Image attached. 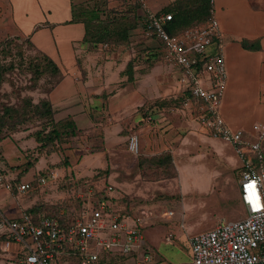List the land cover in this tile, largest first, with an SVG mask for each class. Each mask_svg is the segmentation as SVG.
Instances as JSON below:
<instances>
[{"label": "rangeland", "instance_id": "rangeland-1", "mask_svg": "<svg viewBox=\"0 0 264 264\" xmlns=\"http://www.w3.org/2000/svg\"><path fill=\"white\" fill-rule=\"evenodd\" d=\"M79 5L91 17L92 31L101 33L106 26L112 32L104 43L86 44L90 58L78 60L82 74H89L91 66L95 75L103 73L107 89L88 98L92 126L77 128L76 136L63 135L60 143H53L56 150L51 154L46 153L48 148L40 150L37 138L45 139L54 127L63 130L74 119L55 113L50 122L37 115L34 106L50 100L63 75H56L27 40L9 37L0 41V138L12 135L7 139V164L0 157V166L4 170L6 164L17 180L49 178L23 194L14 188L11 193L16 199L10 203L18 207L36 196L35 203L40 205L87 202L112 185L106 193L126 196L121 206L133 207L142 218L138 224L146 240L155 243L152 264H189L191 235L248 216L240 193V156L230 143L212 136L183 113L176 71L166 61L162 43L144 32L138 5L129 0H83ZM85 63L87 73L82 68ZM139 94H145V99L137 101ZM80 100L86 102L87 97ZM88 120L78 122L83 126ZM132 133L140 138L138 153L129 150ZM246 137L258 140L257 135ZM167 154L172 155L174 166L157 161ZM250 154L259 169L260 161ZM65 156L66 165L53 167L65 162ZM51 171L56 172L55 178ZM8 194L9 190L0 191V197L8 199ZM137 261L134 257L108 264Z\"/></svg>", "mask_w": 264, "mask_h": 264}, {"label": "built area", "instance_id": "built-area-1", "mask_svg": "<svg viewBox=\"0 0 264 264\" xmlns=\"http://www.w3.org/2000/svg\"><path fill=\"white\" fill-rule=\"evenodd\" d=\"M146 10L145 32L161 41L165 58L181 72L179 81L185 91L182 105L193 112L201 127L212 136L230 143L242 162L241 200L248 212L243 219L220 222L215 228L189 238L192 264H264V123H255L257 141L248 140L245 132L234 129L224 118L221 105L227 87L228 71L224 34L216 15V0H210V16L205 23L190 27L177 35L165 28L172 14L149 9V0H136ZM129 150L138 153L140 138L129 137ZM247 152L249 154H247ZM260 161L256 168L252 154ZM56 172L51 171L55 178ZM14 171L0 172V189L28 192L29 181L16 183ZM48 176L37 179L39 185ZM113 189L112 185L107 191ZM106 193L88 197L81 214L67 227L55 216L35 221L26 211L16 218L0 209V264H96L108 254L136 255L141 264L154 262L145 250L146 236L136 216L129 222L116 210ZM173 236L170 235L168 240ZM135 257V256H134Z\"/></svg>", "mask_w": 264, "mask_h": 264}, {"label": "crops", "instance_id": "crops-1", "mask_svg": "<svg viewBox=\"0 0 264 264\" xmlns=\"http://www.w3.org/2000/svg\"><path fill=\"white\" fill-rule=\"evenodd\" d=\"M82 1L0 0V41L9 37L23 38L30 42L36 51L46 53L57 63L63 78L50 93V100L56 116L60 114L62 118L72 117L79 130L93 124L88 98L100 96L107 89L103 73L95 75L91 66L89 74H82L78 65V58L84 57L85 62L91 55L84 43L87 34L86 19L89 15L85 9L78 8ZM175 1L149 0L148 7L153 12L165 13L164 10ZM129 3L139 4L145 32L146 9L136 0H129ZM216 15L224 34L228 71L221 111L232 128L243 130L245 136H256L254 124L264 123V0H216ZM170 64L176 71L177 90L184 95L185 91L179 81L181 72ZM85 65L86 63L82 68L87 73L88 68ZM81 96H86L87 101L82 102ZM144 99L145 94H139L137 101ZM181 107L184 114L196 119L199 124L195 112L186 109L182 103ZM82 118L89 119V123L80 126L78 120ZM7 139L12 137L0 141L1 155L5 163L8 151L6 146H9ZM16 146L21 149L20 144L16 143ZM6 164H2L4 169H7ZM16 164L18 163L8 165ZM10 195H7L8 199L1 195L0 208L11 218L20 217L38 198L36 196L32 202L14 207L10 201L16 198L11 192ZM124 197L126 198L125 195L108 194V199H111L116 210L124 216L128 215V221L133 222L134 217L138 215L132 211V206H121ZM147 240L143 248L154 252L155 243H148ZM189 264H192V255Z\"/></svg>", "mask_w": 264, "mask_h": 264}, {"label": "trees", "instance_id": "trees-1", "mask_svg": "<svg viewBox=\"0 0 264 264\" xmlns=\"http://www.w3.org/2000/svg\"><path fill=\"white\" fill-rule=\"evenodd\" d=\"M135 5H139V4L136 3ZM210 8H211L210 0H176L174 3H172L169 7H167L164 10L165 14H172V19L166 22L165 28L168 30V32L171 35H177V34L182 33L183 31H185L186 29L190 27H193L201 23H205L210 16ZM90 18L91 17L86 19L87 34L84 39V43H86L88 46L90 45L95 46V45H98L99 43H104L108 39H110L111 36L108 34H112V32L106 26L102 27L103 32L101 33H99L97 29H95V31H92L93 29L92 24H91L92 19ZM143 25L145 24L143 23ZM40 53L42 54L47 66L50 67L56 75H61L62 77L63 75L62 70L57 65V63L46 53L44 52H40ZM78 60H80V58H78ZM129 67L131 68L132 65H130ZM183 98H184V95H181L180 104L182 103ZM34 107L36 110L34 112L37 115H39L42 118H47V120H50V122L53 121V115L55 114V110L50 100L43 99L40 103H37ZM7 112L11 114V109H8ZM76 131H78V129H77L75 121L68 122L66 124V128H63V130H61L59 127H54L50 131L49 135L45 137V139H42L41 137L37 138V141L40 142V146H41L40 150L48 148L46 153L47 154L53 153L56 150L55 145H53V143L55 144L60 143L61 137L65 134L67 136L68 135L76 136ZM11 136H8V137H11ZM3 139L4 138H0V141H2ZM0 157L2 158L1 154H0ZM64 158L66 159L65 162L61 161L59 163H56L55 165H53V167H62L66 165L68 162L67 156H65ZM157 161L160 164L169 163L172 166H174L172 163L171 154L161 156L157 158ZM0 169H1L0 170L1 172L4 171L1 168V166H0ZM16 181H18L19 183L22 182L20 178H18V180L16 178ZM29 182L31 183V187H34L37 185V182L35 180L29 181ZM106 191H107L106 188L99 190L97 193L98 197L104 196L106 194ZM106 198L108 199V197ZM85 204H86V201L84 200L80 202L76 200L74 201L64 200V201H58V202H53V203H43L42 205H40V203H35L31 207L27 208L25 211L29 215H31L35 221H38L42 217H45V216H55L60 220L62 226L67 227L69 224H71L76 219V217H78L81 214V211L83 210ZM132 256L136 257V255H126V254H108L107 255L106 254V255L101 256L99 262L96 264H108L113 261L127 259L128 257H132ZM69 258L70 259L72 258L76 261L73 264H80L78 263V259L75 256L64 257L65 260H68Z\"/></svg>", "mask_w": 264, "mask_h": 264}]
</instances>
